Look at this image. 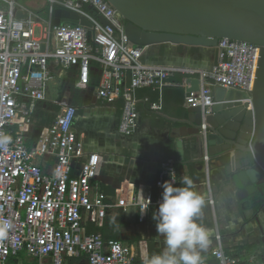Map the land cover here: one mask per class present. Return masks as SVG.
Masks as SVG:
<instances>
[{"label": "built area", "instance_id": "built-area-1", "mask_svg": "<svg viewBox=\"0 0 264 264\" xmlns=\"http://www.w3.org/2000/svg\"><path fill=\"white\" fill-rule=\"evenodd\" d=\"M43 1L44 5L30 10L18 0H0V264H10L21 252L37 264H46L47 259L65 264L67 256L82 254L89 264H133L135 249L90 233L84 213L104 217L109 207H125L133 201L145 218L150 207L161 202L163 185L178 183L176 160L168 157L161 162L157 198L144 187L135 192L132 185L123 192L118 190L112 204L108 196L94 191L101 159L98 153L87 152L81 140L76 127L81 119L78 105L58 100L61 108L53 123L36 145H27L25 130L38 103L47 99L50 84L58 85L59 80H65V87L86 89L96 69L100 73L97 96L108 104L122 99L119 131L130 136L139 119V88L162 90L172 84L171 77L178 72L196 75L200 90L192 91L186 100L189 106L202 107L206 116L216 103L217 87L252 91L259 53V47L254 46L259 45L222 38L219 59L209 69L149 65L142 59L144 48L126 34L125 17L107 0ZM57 9L75 12L91 26L68 20L55 25ZM20 12L24 16L20 17ZM100 16L107 23H102ZM71 70H76V75L67 81ZM151 108L159 111L162 104L152 103ZM46 156L55 159L52 173L40 163ZM75 160L82 162L78 176L72 175ZM215 243V261L202 264L239 263L225 250L220 234ZM141 257L145 264L150 256Z\"/></svg>", "mask_w": 264, "mask_h": 264}, {"label": "crops", "instance_id": "crops-1", "mask_svg": "<svg viewBox=\"0 0 264 264\" xmlns=\"http://www.w3.org/2000/svg\"><path fill=\"white\" fill-rule=\"evenodd\" d=\"M186 51L187 48L183 45L162 44L144 50L142 59L149 65H174L200 69L212 68L219 59L218 48L195 47L192 50L194 53L192 58L187 61L181 56ZM162 56H166L163 58L166 61L164 64H157L156 58ZM179 60L183 62L178 64ZM75 75L76 70L69 71L66 80ZM99 79L100 73L94 69L92 83L84 90L65 87V80H59L58 85L53 84L58 87L55 91L50 86L47 99L38 103L32 123L26 127L27 145L29 147L36 145L43 131L53 123L55 112L61 108L56 103L58 100L67 105H82L87 109V113L81 115L76 127L86 151L94 149L93 144L98 141L104 142L105 147L112 149L111 156L99 148L100 146L90 152L98 153L101 159L94 182L96 194L108 196V201L114 204L112 200L115 199L113 197L118 190L123 192V189L131 188L132 185L138 193H140V183H143L144 190L154 192L161 162L173 157L178 167V183L172 186L185 187L183 180L188 178L192 181V190L204 201L196 222L210 229L211 235L209 246L200 252L202 262L215 261L213 250L216 246L217 234L222 236L227 253L239 260L238 264L263 262L264 208L262 205L254 203L252 208L255 212L249 210L247 215V208H242L241 201L237 200V191L222 182L225 168L221 166L220 160L209 156L206 161L204 158L208 155L207 150L195 146L192 137L181 138L184 142L183 148L177 145V139L171 137L174 130L179 131L186 125L177 119L183 117L185 109L189 106L186 100L188 89L193 87L194 91L199 86L196 82L200 80L198 76L178 72L171 77L172 84L166 85L162 90L139 88L136 92L139 99V119L135 132L130 136H125L119 131L122 99H117L111 104L104 103L96 92ZM146 98L149 100L146 101ZM156 102L162 104V109L159 111L151 108L152 103ZM123 141L131 146L134 145L135 151L143 155V159L132 160L129 154L131 149L122 145ZM181 150L183 160L180 159ZM40 163L46 172H53L55 163L53 157L46 156ZM73 166L72 175L78 176L82 162L75 160ZM216 186L218 190L213 189ZM135 196L137 197V193ZM212 200L214 203L211 202ZM158 206L152 205L143 218L137 204L129 201L125 207H109L104 217L84 213V221L90 233L100 234L106 240H120L132 246L136 253L133 264H144L142 255L159 254L165 249L164 237L157 232V221L153 218L158 212ZM21 256H26V264H37V261L26 252L13 257L10 264H18L17 258ZM46 264H52L51 260L47 259ZM65 264H89V260L84 254L67 256Z\"/></svg>", "mask_w": 264, "mask_h": 264}, {"label": "water", "instance_id": "water-1", "mask_svg": "<svg viewBox=\"0 0 264 264\" xmlns=\"http://www.w3.org/2000/svg\"><path fill=\"white\" fill-rule=\"evenodd\" d=\"M107 1L125 17L129 39L145 51L162 44L183 45L187 51L181 56L187 61L194 54L193 48H218L222 38L259 45L254 46L259 47V53L252 91L217 87L212 112L205 116L202 107L188 106L183 117L177 119L186 125L174 130L171 137L177 139L180 148L184 145L181 138L192 137L195 146L220 160L225 168L222 182L237 191V200L242 208H247V215L249 210L255 212L254 203L264 208V0ZM19 16L24 14L20 12ZM66 20L91 26L77 13L57 9L54 24ZM100 20L107 23L102 16ZM164 57L156 58L157 64H164ZM196 82L199 86L194 91L201 86L200 80ZM192 88L188 89L189 94ZM86 113L87 109L79 105L77 115ZM93 145L111 156L112 149L105 147L104 142ZM122 145L130 147L132 160L143 159L134 145L124 141ZM179 154L183 160L182 150ZM140 186L142 190L143 183ZM213 189L218 190L217 186Z\"/></svg>", "mask_w": 264, "mask_h": 264}, {"label": "clouds", "instance_id": "clouds-1", "mask_svg": "<svg viewBox=\"0 0 264 264\" xmlns=\"http://www.w3.org/2000/svg\"><path fill=\"white\" fill-rule=\"evenodd\" d=\"M183 183L185 187L163 185L162 200L153 218L157 232L164 237L165 249L151 255L145 264H202L200 252L209 246L211 230L196 222L203 198L192 190L190 179Z\"/></svg>", "mask_w": 264, "mask_h": 264}, {"label": "rangeland", "instance_id": "rangeland-1", "mask_svg": "<svg viewBox=\"0 0 264 264\" xmlns=\"http://www.w3.org/2000/svg\"><path fill=\"white\" fill-rule=\"evenodd\" d=\"M20 3L24 4L26 8L28 9H34L35 6L37 5H44L45 2L43 0H18ZM54 91L58 88L56 86H53V84L50 85ZM24 254V253H23ZM26 256H21L17 258V263L18 264H26Z\"/></svg>", "mask_w": 264, "mask_h": 264}, {"label": "trees", "instance_id": "trees-1", "mask_svg": "<svg viewBox=\"0 0 264 264\" xmlns=\"http://www.w3.org/2000/svg\"><path fill=\"white\" fill-rule=\"evenodd\" d=\"M153 190H154L153 196H154V198H157L158 197V193H159V187L156 185Z\"/></svg>", "mask_w": 264, "mask_h": 264}]
</instances>
